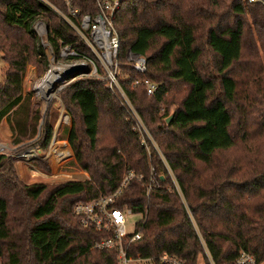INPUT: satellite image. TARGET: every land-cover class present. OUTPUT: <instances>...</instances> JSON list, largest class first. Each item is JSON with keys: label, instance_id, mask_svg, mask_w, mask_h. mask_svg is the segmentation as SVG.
Segmentation results:
<instances>
[{"label": "trees", "instance_id": "16d2710c", "mask_svg": "<svg viewBox=\"0 0 264 264\" xmlns=\"http://www.w3.org/2000/svg\"><path fill=\"white\" fill-rule=\"evenodd\" d=\"M46 1L67 12L65 0ZM68 1L80 15L97 13L96 0ZM37 19L46 23L57 55L62 42L93 57L48 5L0 0V59L6 65L0 121L7 116L16 145L34 137L40 121L30 95L22 92L30 58L43 55L32 28ZM113 26L119 82L183 197L161 190L147 199L135 181L121 191L115 207L146 215L139 224L141 238L129 245L128 254L236 264L246 252L263 263L264 107L255 108L253 116L247 111L264 91V4L121 0ZM127 51L145 58L144 73L129 66ZM144 81L157 85L153 95H147ZM65 90L64 112L72 117L66 136L76 164L89 177L49 191L40 183L22 185L13 160L0 154V264H118L114 250L93 248L108 234L81 226L74 205L115 192L129 170L146 178L152 167L161 184L169 185L167 177L160 178L166 174L158 155L140 145L129 112L104 82L80 76ZM52 135L53 126L44 121L40 149L46 150Z\"/></svg>", "mask_w": 264, "mask_h": 264}, {"label": "built area", "instance_id": "2783aa9c", "mask_svg": "<svg viewBox=\"0 0 264 264\" xmlns=\"http://www.w3.org/2000/svg\"><path fill=\"white\" fill-rule=\"evenodd\" d=\"M40 2L52 8L57 15L78 35L79 39L89 49L93 57H89L77 52L70 45H63L60 42L59 53L55 56V51L48 41V28L42 19H37L32 24L34 35L40 45H47L50 57V63L58 64V61L64 59L67 68L76 64H82L89 69V73L84 76L92 77L98 81L104 82L107 89L116 94L121 100L122 105L127 109L132 123V130L138 134L140 145L149 155L152 150L158 155L166 175L160 174L162 179L167 177L169 185H162L156 178L155 170L151 167L149 175L145 178L143 174L133 170L127 171L122 177L121 183L115 192L108 195H100L97 198L87 202L77 203L73 207L74 214L78 217L79 223L83 227H92L96 231L108 234L95 242L93 248L100 250H114L118 264H185L181 258L163 254L156 260L153 258L131 257L128 254V247L131 243L140 240L141 234L139 224L145 222L146 215L139 214L142 220L135 224L134 232L127 233V217L132 213L130 209H120L115 207V202L121 191L132 181L141 183L145 189V196L148 199L152 191L165 190L174 192L183 201L182 192L178 181L170 169L166 159L161 153L155 140L152 138L138 113L133 108L119 82V63L118 49L119 39L113 26V17L119 8L121 0H96L97 13L95 15H80L77 9L70 6L68 0H65L67 12H62L54 8L46 0ZM247 3L261 2L262 0H244ZM50 53V54H49ZM55 60L57 62H55ZM126 61L129 66L138 73L146 71V60L143 56L127 51ZM147 95H153L157 85L152 82L144 81ZM6 146L0 143V154L5 153ZM63 152H58L63 156ZM39 152L31 150L24 152L19 157L31 160L38 158ZM146 213V212H145ZM236 264H258L256 259L249 253L240 252L236 259Z\"/></svg>", "mask_w": 264, "mask_h": 264}, {"label": "rangeland", "instance_id": "374dc122", "mask_svg": "<svg viewBox=\"0 0 264 264\" xmlns=\"http://www.w3.org/2000/svg\"><path fill=\"white\" fill-rule=\"evenodd\" d=\"M38 45L40 44L38 43ZM41 48L43 52V55H41L42 57L32 56L30 58V62L25 69V76L22 84L23 95H30L31 105L33 107L36 106L39 112L40 121L36 127V135L32 138L26 137L19 145L14 144L12 141L11 128L6 116L0 121V143L7 147L5 155L13 160L14 169L22 185L31 186L40 183L46 185L47 191H49L51 188L61 183L67 181H83L88 179L89 176L76 164L74 152L66 136V131L72 124V117L64 112L63 95L66 91V87L72 80L59 85L60 79L58 81L50 79L52 81V85H50L49 88V93L52 94L50 98L46 97L42 99L45 95L43 94V96L40 97L37 92L38 84L41 85V80L50 69L48 46L41 45ZM55 56H57L56 53ZM57 61L55 60V62ZM65 62L64 59H61L58 61L57 65L64 64ZM5 67V63L0 59V80ZM40 85L39 87H42ZM180 95L181 94H177L176 97L178 98ZM256 96L258 102L253 104L255 106L252 107L253 109L247 111L251 116L254 115V109L258 108L259 105L264 107V91ZM174 108L175 104L169 106L167 113L171 115ZM236 112L240 115L243 114L239 109ZM44 121H47L53 126V135L46 150L40 149L38 146L42 140L41 129ZM75 121L76 126L79 127L80 124L77 117ZM31 150L39 152L38 158L27 160L19 157L20 154ZM60 151L64 153L63 156L58 155ZM141 220L142 217L139 214L129 215L126 223L127 233H133L135 224ZM198 264H205V262L199 258ZM261 264H264V262Z\"/></svg>", "mask_w": 264, "mask_h": 264}, {"label": "bare ground", "instance_id": "6f19581e", "mask_svg": "<svg viewBox=\"0 0 264 264\" xmlns=\"http://www.w3.org/2000/svg\"><path fill=\"white\" fill-rule=\"evenodd\" d=\"M67 68L66 65L60 64L57 65L54 62L50 63V69L46 72L45 76L43 77V79L41 80V85L38 84L37 86V92L39 94V96H43V94L45 96H43L42 99L50 98L52 97V94L49 93V88L50 85H52V81L50 79H52L53 81H58L59 79L62 80L63 78V71ZM59 85L61 84V81L58 83ZM42 86V87H39ZM45 86V87H43ZM42 88V89H41Z\"/></svg>", "mask_w": 264, "mask_h": 264}, {"label": "water", "instance_id": "95a60500", "mask_svg": "<svg viewBox=\"0 0 264 264\" xmlns=\"http://www.w3.org/2000/svg\"><path fill=\"white\" fill-rule=\"evenodd\" d=\"M264 2V0H262ZM89 73V69L82 64H76L71 67L66 68L63 71V78L61 83L71 81L77 77L87 75ZM172 116H170L166 122H169Z\"/></svg>", "mask_w": 264, "mask_h": 264}]
</instances>
